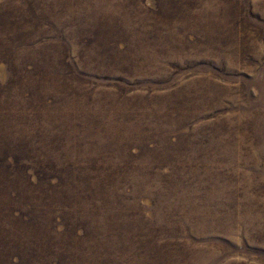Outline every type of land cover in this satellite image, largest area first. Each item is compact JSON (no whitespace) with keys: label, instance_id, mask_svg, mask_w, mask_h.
<instances>
[{"label":"rangeland","instance_id":"374dc122","mask_svg":"<svg viewBox=\"0 0 264 264\" xmlns=\"http://www.w3.org/2000/svg\"><path fill=\"white\" fill-rule=\"evenodd\" d=\"M0 264H264V0H0Z\"/></svg>","mask_w":264,"mask_h":264}]
</instances>
